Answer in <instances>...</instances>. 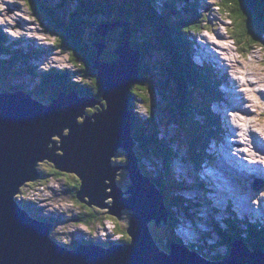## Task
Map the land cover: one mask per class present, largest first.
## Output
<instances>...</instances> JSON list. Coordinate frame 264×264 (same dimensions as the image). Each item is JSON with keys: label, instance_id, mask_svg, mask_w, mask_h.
<instances>
[{"label": "water", "instance_id": "water-1", "mask_svg": "<svg viewBox=\"0 0 264 264\" xmlns=\"http://www.w3.org/2000/svg\"><path fill=\"white\" fill-rule=\"evenodd\" d=\"M115 27L121 29L122 37L113 52L116 60H101L105 44H94L103 104L94 97L61 90L49 104L21 90H0V264H264L263 251L250 250L239 241L228 243V249L224 246L215 261L175 240L167 241L168 253L156 245L148 225L154 221L159 228L168 217L162 194L139 172L129 109L131 87L140 80V53L131 46L130 25L101 23L96 31L104 38ZM95 107L98 111L86 114ZM119 149L126 155V164L114 166L112 158ZM43 161L76 176L80 186L75 198L88 208H106L117 220L122 210H129V242H77L69 247L54 240L50 236L53 223L34 218L21 191L40 179L37 165ZM121 169L130 181L125 199L115 182Z\"/></svg>", "mask_w": 264, "mask_h": 264}, {"label": "trees", "instance_id": "trees-1", "mask_svg": "<svg viewBox=\"0 0 264 264\" xmlns=\"http://www.w3.org/2000/svg\"><path fill=\"white\" fill-rule=\"evenodd\" d=\"M67 1L58 0L52 6L46 0H25L27 6L31 8L30 11L45 24L43 27L45 32L55 37L53 43L55 49L68 51L69 59L76 69L72 73L67 69L57 70L55 68L43 72L38 71L36 65H30V61L39 59L46 53L45 50L34 46L32 43L27 50L22 49V47L17 48L15 44L23 43L21 40H14L16 42H14V45L6 44L7 36L0 32V62L2 63L3 80L0 84V90H21L33 99L43 101L41 102L43 104H49L60 90L67 93H77L80 97H94L102 103L101 85L95 69L97 55L94 44L106 41L107 48L110 44H113L115 46L113 48H116L120 45L122 37L119 27L113 28L106 37H100L97 34L96 26L101 23L113 24L116 22H124L130 25L131 46L140 53V80L132 85L129 97V109L132 112V136L140 153L136 149L134 151L138 158L139 172L147 177L163 196V204L168 217L167 227L169 228L170 240L177 241L178 237L174 235V230L178 225V215L173 210L174 206L187 216H190V212H193L198 216V220L200 216L198 210H201L199 203L181 197L180 191L182 189L188 190L189 187L194 186L197 188L199 186L203 187V183L197 180V183L195 182V184L186 188L184 181L175 179L173 176L170 164L176 155L172 153L170 143L157 138L159 129H157V118L152 113L151 103L154 89L150 90V87L161 89L164 86L165 89L161 93L165 94L169 92L166 88L167 80L172 79L176 83L173 90V104L168 105L171 108L168 110L172 111V114L176 112L178 117L182 118L179 125H176V128L179 127L177 129L180 134L179 138L186 137L189 144L187 145L190 151L189 156L196 162V167L199 166L206 157L209 158L207 154H204V149H206L209 142L224 133L221 128H218L217 132L213 130L215 124L219 125V121L209 110V105L212 102L221 100L220 94L216 93L215 89L222 80L220 78L216 79V76L209 72L210 67L189 64L193 52L191 34L200 32L205 18L204 16L199 17L196 9L191 8L190 11L189 6L186 8V0H167L161 5L155 4L157 0H135L136 3L134 0H129V2L127 0H69L74 9L69 10V14L66 15L67 18H64L60 15V12L65 10L63 6L66 5ZM198 2L197 0L196 3ZM178 3L183 4V8L179 7V11H176L178 14L173 16V11ZM217 7L221 8L228 16L231 25L229 36L240 55L244 54L246 56L254 49L264 52V0H217ZM180 10L182 14H180ZM100 15L106 21L99 22L97 25L94 24L93 19ZM144 23L151 26L149 34L145 33L142 28L145 27ZM208 29L210 28L207 27L206 30ZM109 49L111 50V48ZM113 52H109V55L103 53L100 59L108 62L116 60L117 57ZM156 52L158 55H153L156 61H161V57H164L165 72L162 79L161 73L157 76L151 72L152 70L155 72V68H149L151 64L146 61L149 56ZM160 52L163 53V56L160 55ZM2 55H5L6 59H3ZM26 73L31 77H38V81L31 86V89H28L29 86L21 81H14V79H19L22 74ZM159 76L160 78H158ZM169 76L170 78H168ZM83 78H86L84 82H82ZM162 100L166 101L167 99L163 98ZM138 104H144L147 107L148 117L146 120L140 119L139 110H136ZM175 107L177 109L174 112ZM195 108L204 109L203 111L200 110L199 113L200 117L205 119V121L202 120V123H206V126L195 119ZM180 128L182 132L179 130ZM148 130H151L150 133H147ZM156 149L165 154V165L158 175L153 176L152 173L146 171V168L140 166V162L144 158L142 151L151 153L152 150L155 151ZM118 164H120L119 166L125 165L126 159L123 162H118ZM53 173L56 176L63 175L57 172ZM40 180H38V184L42 183V180ZM75 180L71 179L69 182V188L73 191L71 192L74 197L80 186V182L78 180L75 182ZM33 185L34 183L29 184L28 188ZM67 192L68 189L64 188V193L67 194ZM212 211L217 210L213 209ZM96 214L98 216L101 213L94 212L91 208H85L82 214L76 216V220L86 225L105 219L114 220L107 213L101 215L103 216L101 218H96ZM93 217L97 220H94ZM221 221L226 224V229L218 227L213 229L212 234L214 232L221 238L215 243L218 242L219 245L221 243V245L227 246L232 241H243L250 250L259 249L264 252V224L250 225L246 219L238 220L236 215L232 219L227 218ZM118 222L119 220L114 223L116 226V228L114 227L115 234H123L124 239L116 242H128L127 234L119 229ZM244 223L248 224L246 230L241 228ZM209 235L205 233V236ZM178 242L179 245H183L181 240H178ZM218 244H216V247H221ZM193 248L195 249L189 250L192 252L197 251L196 253L199 256L206 257L207 260H213L211 258L212 253H206L205 247L195 245ZM211 248H215V245H212ZM214 257H216L215 259L219 258L216 254Z\"/></svg>", "mask_w": 264, "mask_h": 264}, {"label": "rangeland", "instance_id": "rangeland-1", "mask_svg": "<svg viewBox=\"0 0 264 264\" xmlns=\"http://www.w3.org/2000/svg\"><path fill=\"white\" fill-rule=\"evenodd\" d=\"M46 1L52 6H54L58 2V0ZM127 1L129 2V0ZM158 1L159 2L157 3L155 2L156 5H159V3L161 5L164 0ZM134 2L136 3L135 0ZM196 2L197 0H186L187 5L185 7L187 8V6H189L190 11L191 8L196 9L199 17L204 16L205 21L204 23H202V27H208L210 29H208V31H204V29L202 28L199 33L191 34L193 38H191L192 50L194 53L192 52V59L189 60V64L194 66H196V64L200 65V61H204V54H206L211 64L206 63L204 64V66L208 68L210 67L208 70L216 76V79L225 78V82H227V80L229 82V80L231 79H240L242 81H245V78L248 77L247 79L251 83L255 82V78H259V75H261V78L264 79V52L259 49H254L251 51V53L246 54V56L244 54L240 55V53L237 52L234 46L235 44L229 36L231 25L228 16L225 12H223L221 8L217 7V0H199L198 3ZM180 4L181 3H178L175 10L173 11V16L178 14V12L176 11H179V7L183 8V4ZM30 9L31 8L27 6L25 0H0V32L7 36L6 44L8 43L14 45V40H21L23 41V43L15 44L17 48L22 47V49L27 50L28 47L33 44L34 46L40 47V49H44L46 53L43 56H41L37 60L30 61V65H36L38 71L43 72L45 70L55 68L57 70L67 69L70 73H72V71H74L76 67L73 65V63H71L68 51L63 49H55V46L53 45L55 37L45 32V29H43L45 24L42 23L39 18L35 16L32 11H30ZM63 9L65 10L61 11L59 9V11H61L60 15L64 16V18H67L66 15L69 14L68 11L74 9V6L71 4V1L68 0L66 2V5L63 6ZM180 14H182V11L180 12ZM102 21H106V19L102 18V15L93 19V22L96 25L99 24V22L101 23ZM204 24L205 26H203ZM142 28L145 30V33L149 34V32H151L150 25L146 24L145 27ZM104 44L105 48L103 53L108 54L109 52L111 53V51H114L115 48H113V44H110L108 48L106 41L104 42ZM109 48H111V50ZM198 48L199 51H197ZM154 54L158 55L157 52L153 53L146 61L148 64H151L149 68H155V72L154 70H152L151 72L157 76L161 73L162 79L165 72L164 57H161V61H156L153 58ZM160 55L163 56V53L160 52ZM2 58L6 59V56L2 55ZM232 68L242 69L243 74L235 75V73L232 72ZM260 69H262L263 72H260ZM257 71L259 75H257ZM21 76L19 79H14V81H21L22 83L27 84L29 86L28 89H31V86H33L34 83L38 81V77H31L27 73L22 74ZM158 78H160V76ZM168 78H170V76ZM9 80L11 79L9 78ZM72 80L74 81V79ZM84 80H86V78H83L82 82H84ZM2 82L3 80L0 79V84ZM167 82L168 84L166 88H168L169 92L165 94L161 93L165 89L164 86L161 87V89L157 87H150V90L154 89V92L151 96V103L153 111L152 113L157 118V129H159L157 138L170 143V147L173 151L172 153L176 155L173 162L170 164L171 171L175 179L184 181V185L186 188H188V186L192 185L195 182V178H197L199 182L203 183V188L202 186H199L198 188L201 190V192H199L197 187L195 186L189 187L188 190L182 189L180 191L181 197L199 203L201 210H198V215H200L198 220V216H196L193 212H190V216H187V214L174 206L175 208L173 210L176 212V215H178V225L174 230V235L178 237V240L182 241V247L188 250L195 249L193 248L195 245L199 247L209 246L208 249H205V252L212 253V261H215L222 256L223 248L225 245H221L220 243L221 248L219 250H216L219 247H216V244H218V242L215 243V241H219L221 238H219L218 235H216L214 232L212 234V231L216 227L226 229V224H224L222 221L220 222L222 218L223 220H226L227 217H229V219H232L233 216L236 215L238 220L246 219L250 223V225H257L258 223L260 225L264 224V202L260 206H254L256 211H250L246 209L244 210V212L242 208L239 207L242 206V202H239L238 199L234 198L232 201L236 206V210L232 209L222 200L223 198L225 199L228 197V195L231 194H228L226 192H223L222 194L218 193L217 188L214 190V184H216V186L218 185L219 189H221V186L223 184L220 183V181L216 180V175H211L213 173H219L221 175V178L226 180L227 187L228 185H231L230 187L237 194H241L244 196L246 195L248 196V198L258 197L259 195H262L264 197V180L258 181V176L254 174L253 177L251 176V178H240L236 175L237 173H239V171H237V168L233 169L232 171L234 172V174L230 175L231 173L225 171V167H221L218 160L222 153L221 150L224 152V156H226L227 158L230 157L229 154H226L225 152L227 151L225 146L227 144V141H229L228 139L234 138L228 135L227 128L225 132V126L227 123L230 124L232 128L235 127L236 123H242L245 131L248 132L250 130L251 132H254L256 135L264 139V115H260V112H264V96H261L258 93H263L264 87H261L260 85H254L252 87L246 86L244 88L245 93H247L246 97L251 100V103H243L237 108L231 107L230 104L228 105L227 101H229L230 98L228 97V99H226L227 92L223 91V88L221 86L216 87V93H222L220 97L224 99L220 103L223 104L214 101L209 105V110L216 116L219 121V125L217 126L215 124L213 130L217 132L218 128H221L224 133L220 134L218 138L215 139V141L209 142L206 149H204V154L214 157V162H209V164L211 165L208 164L207 166L209 168H207L206 164H204L202 161V163L199 164V166H201L202 168L195 171L196 162L191 158V156H189L190 151L187 148V145L189 144L186 141V137L180 139V134L177 130L179 127L176 128V125H179L182 118L178 117V114L175 112L177 109L176 107L174 108L175 114H172L173 112H170L168 110L171 109L169 108L170 106L168 107V105L173 104L172 97L173 90L176 87V83L172 79H170L169 81L167 80ZM227 83H225V90L227 88ZM233 97L236 98V94H233ZM163 98H166L167 100L163 101ZM98 108L99 107L87 110L86 114L92 115V113L96 112ZM146 108L147 107L144 104H138L136 107V110H139L138 115L142 120H146V118L148 117ZM245 108L246 112L249 113V115H245V121H242L241 119V121H239V118L227 117L225 124V121L223 119V112H229L231 110L239 109L244 110ZM195 109L196 113L194 112V117L203 125L204 123H202V120L205 121V119L200 117L199 111H203L204 109ZM238 115L243 118L240 113H238ZM79 121H81V119H79ZM207 121L209 122L210 120ZM204 125L206 126V123ZM179 130L182 132L181 128ZM150 131L151 130H148L147 133H150ZM248 134L251 133L248 132ZM253 138L250 137V140H254L255 142V138ZM57 140L59 141L58 138ZM57 140L55 139L56 142ZM241 141L242 145H236L232 152L236 156H239L242 161L249 162L250 159L247 156L249 152L247 150L249 149V146L253 147V145L248 144L249 146H247L242 139ZM134 148L137 150L136 145ZM138 153L140 152L138 151ZM142 154L144 158L141 160L140 166L146 168V171L152 173L153 176L158 175V173H160L164 168L163 166L165 165V154H163L158 149H156L155 151L152 150L151 153L142 151ZM260 155H262V153H260ZM262 156L263 158H261L259 164L263 168L264 155ZM125 159L126 158L124 151L122 149H119L112 158V165L119 166L121 163L118 165L117 163L123 162ZM213 166L215 167L216 172L213 170ZM37 169L40 172V179L42 180V183L38 184V181H36L35 183L37 184L34 183V185L30 186V188H28V184L24 186L21 191H23L24 193V199L28 200L29 198L31 200L30 205L32 207V216L34 218L53 222L54 227L51 231L50 236L54 240H56L60 244L74 246V244L81 241L109 245V243L111 242H116L120 239H124L123 234H115L114 227L116 228V226L114 225V223L117 221V219L114 216H110L114 218V220H112L113 222L105 219L103 221H96V223L94 222L91 225H86L81 221L76 220V216L82 214L84 212V209L88 208L73 196V191L69 188V182L71 181V179H76L75 182H77L78 179L76 178V176H74L73 174H65L57 171L53 167V164L49 161H43L39 163L37 165ZM210 170H212V172H210ZM53 172H57L65 176H56ZM127 175L128 174L126 170L121 169L118 172L115 181L116 185H119L118 187H120L123 193L127 191L128 183L130 184ZM209 176H212L215 183L207 182L206 178ZM259 185L263 186L260 190H252L253 186ZM64 188L68 189L67 194L64 193ZM215 193L216 196H210ZM121 196L123 199H125L129 195L125 193ZM207 197L211 200L207 199ZM17 198L20 199V196L18 195ZM108 203H110V201H108ZM91 209L94 212L101 213L100 215L98 214V216L96 214V218L103 217L101 215L106 214L108 211L106 209L100 210L97 207H92ZM213 209L217 211L213 212ZM95 217H93L94 220H97L95 219ZM129 218V210H122L118 222L119 229L121 231L126 232V229L129 225ZM246 225L248 224H242L241 228L246 230ZM148 227L153 238L156 241V245L158 246V248L161 251L168 253L169 249L167 248L166 243L168 241V243L170 244V236L167 224L163 225V223H161L159 228H157L155 226V222L151 221ZM185 230L187 231V233L185 232ZM205 233L210 235L205 236ZM126 237L128 238L127 235ZM242 242L243 241H241V243ZM212 245H215V248H211ZM228 248L229 247L227 246V249ZM196 252L197 251H195V253ZM215 254L216 256L218 255V259H215Z\"/></svg>", "mask_w": 264, "mask_h": 264}, {"label": "bare ground", "instance_id": "bare-ground-1", "mask_svg": "<svg viewBox=\"0 0 264 264\" xmlns=\"http://www.w3.org/2000/svg\"><path fill=\"white\" fill-rule=\"evenodd\" d=\"M199 48L197 49V51H199ZM204 61H207L208 63L211 64V62H210V60H208V57L206 56V54H204ZM196 65L199 66L198 64H196ZM232 72H234L235 75H242L243 74L242 69H238V68H232ZM260 72H263V70L260 69ZM257 75H259L258 71H257ZM247 78L248 77L245 78V81H242L240 79H231L227 83L226 99H228V97L230 98V100L227 101V103H228V105L230 104L231 107L237 108L243 103H251V100L248 97H246L247 93H245V90H244V88L246 86L252 87L254 85H260L261 87L262 86L264 87V79L261 78V75H259L260 79L258 77H256L255 78L256 80L253 83L249 82ZM231 88H234V89H231ZM237 89H240V90H237ZM258 93L261 96H264V92L263 93L258 92ZM233 94H236V98L233 97ZM221 95H222V93H220L219 97ZM95 108H97V107H95ZM238 113H240L243 116V118H241L238 115ZM245 115H249V113L246 112V108L244 110H241V109L231 110L229 112L228 111L223 112V119L225 121V124H226V118L227 117L239 118V121H241V120L245 121V119H246ZM260 115H264V112H260ZM226 128H227L228 135L234 139H228L229 141H227V144L225 146V148L227 150L225 152H226V154L228 153L230 157L227 158L226 156H224L225 154L221 150L222 153H221L220 157L218 158L219 164L221 165V167H225L224 170L231 173L230 175H233L234 172L232 170L237 168V171H239V173H237L236 175L240 178H244V177L249 178L251 176L253 177V174H254V175L258 176V181L264 180V167L262 168V166H260V164H259L261 158H263L262 155H264V139H262L261 137L256 135L254 132H251L250 130L248 132L251 134H248V132L244 130L242 123H236L234 128H232V126L227 123L225 126V132H226ZM250 137H252V138L254 137L255 142H254V140H250ZM55 139L57 140V138H55ZM241 139L246 143L247 146H249L248 144L253 145V147L249 146V149L247 150L249 152L247 155L250 159L249 162L242 161L239 158V156H236L232 152L236 145H240V144L242 145ZM240 141H241V143H240ZM57 143H58V140H57ZM259 152L262 153V155H260ZM245 156H246V154H245ZM206 179H207V182L215 183L212 176H209ZM216 180L220 181V183H222L223 185L221 186V189H219L218 185L216 186V184H214L215 185L214 190L217 188L218 193L222 194L223 192H226L228 194H231V195H228L227 198H225V199L223 198L222 200L226 203V205L230 206L234 210H236V206L234 205V203L232 201L234 198L238 199L239 202H242L241 203L242 206H239V207L242 208L243 211L246 209L250 210V211H256L254 206L255 205L260 206L264 202V197L262 195H259L258 197L248 198V196H246V195L244 196V195L235 193V191L230 187L231 185L230 186L228 185V187H227L226 180L222 179L221 175L219 173L216 174ZM210 196L214 197V196H216V193L212 194ZM207 199H210V198L207 197ZM108 204L110 205V203H108ZM263 206H264V204H263ZM227 218H229V217H227ZM185 232L187 233L186 230H185ZM239 242H241V241H239Z\"/></svg>", "mask_w": 264, "mask_h": 264}, {"label": "clouds", "instance_id": "clouds-1", "mask_svg": "<svg viewBox=\"0 0 264 264\" xmlns=\"http://www.w3.org/2000/svg\"><path fill=\"white\" fill-rule=\"evenodd\" d=\"M165 1H167V0H164L163 2H165ZM204 29V31H206V29L207 28H203ZM201 59V58H200ZM202 62H203V60H201ZM200 66H202V65H200ZM222 81L224 80V78H220ZM134 150H135V148H134ZM208 157L209 158H206L204 161H203V163L204 164H206V167L207 168H209L207 165L209 164V162H211V163H213L214 162V157H212V156H209L208 155ZM206 162V163H205ZM195 165H196V163H195ZM209 165H211V164H209ZM213 165V164H212ZM200 168H202L201 166H198V167H196L195 168V171H197L198 169H200ZM213 170L216 172V170H215V167L213 166ZM211 172H212V170H210ZM199 181V180H198ZM195 182L197 183V178H195ZM195 182L193 183V184H195ZM198 189V188H197ZM198 191L199 192H201V190L200 189H198ZM204 192V191H203ZM22 194H23V191H22ZM21 194V195H22ZM196 197V196H195ZM24 202H26V203H28L29 205H30V202L31 201H29V200H26V199H24ZM32 204V203H31ZM31 206V205H30ZM31 209H32V207H31ZM223 219V218H222ZM243 220V219H242ZM52 222V221H51ZM53 223V222H52ZM81 242H87V241H81ZM177 242V244H179V242L178 241H176ZM208 247L209 246H206L205 248H207L208 249Z\"/></svg>", "mask_w": 264, "mask_h": 264}, {"label": "built area", "instance_id": "built-area-1", "mask_svg": "<svg viewBox=\"0 0 264 264\" xmlns=\"http://www.w3.org/2000/svg\"><path fill=\"white\" fill-rule=\"evenodd\" d=\"M29 201H31L29 198H28Z\"/></svg>", "mask_w": 264, "mask_h": 264}]
</instances>
